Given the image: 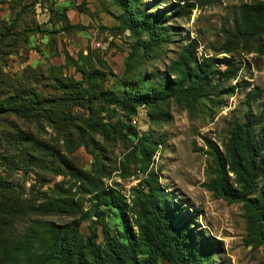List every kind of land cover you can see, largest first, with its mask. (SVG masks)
<instances>
[{
  "label": "rangeland",
  "instance_id": "obj_1",
  "mask_svg": "<svg viewBox=\"0 0 264 264\" xmlns=\"http://www.w3.org/2000/svg\"><path fill=\"white\" fill-rule=\"evenodd\" d=\"M131 1L0 0V99L40 101L25 115L0 119V199L27 208L0 225V264L8 257L1 249L24 250L33 232L50 236L74 221L82 220L84 237L96 230L102 247L104 224L111 234H135L129 208L150 173L176 203L174 224L209 242L206 264H264V247L249 242L243 205L202 186L213 177L204 138L222 150L233 123L264 112V55L256 46L218 51L222 29L252 0L196 3L181 18H168L166 9L195 0ZM136 11L164 12L158 44L143 48L149 34L126 28V20L136 27L144 21ZM191 41L198 63L229 58L214 66L209 95L194 107L124 104L168 74ZM15 125L20 132L10 129ZM103 191L128 207L100 201Z\"/></svg>",
  "mask_w": 264,
  "mask_h": 264
},
{
  "label": "trees",
  "instance_id": "obj_2",
  "mask_svg": "<svg viewBox=\"0 0 264 264\" xmlns=\"http://www.w3.org/2000/svg\"><path fill=\"white\" fill-rule=\"evenodd\" d=\"M217 1L195 0L182 5H171L165 13H168V18H181L187 16L197 6L196 3L208 5ZM136 12L137 15L141 14L144 21L136 27L126 20V28H138L149 34L152 40L142 42L143 48L152 46L153 42L158 44L164 12ZM221 35L222 43L218 49L220 53L232 55L249 51L256 46V52L263 56L264 0H252L241 5L233 26L223 28ZM2 41L1 38L0 43ZM196 52L195 42L191 41L170 64L168 74L147 86L145 92L139 94L137 99L123 97L124 104L129 107L134 100L140 105H156L174 100L187 107H194L214 89L212 78L217 73L214 68L216 63L230 62L226 57L222 61L208 57L198 63ZM230 73L228 76H231ZM39 102L38 99L20 96L0 99V119L7 114L25 115L37 107ZM128 111L134 113L136 108L130 106ZM263 123L264 112L249 116L243 122L233 123L227 130L222 150L210 139L204 138L210 149L213 177L202 186L216 198L243 205L249 242L256 247H264ZM10 129L20 132L18 125ZM0 141L3 142L2 139ZM6 142L10 144L11 140ZM18 143L21 144L17 141L16 144ZM153 153L151 151L149 155ZM234 185H237V188ZM96 198L104 203L110 201L106 203H112L119 209L128 207V204L105 191L98 193ZM172 207H177L173 198L162 189L157 174L150 173L144 180L143 190L134 196L129 208L137 228L135 234L130 231L111 234L110 228L104 224L102 232L105 247H102L98 244L96 230L84 237L80 220L61 227L57 233L50 236H41L40 232L35 231L33 233L36 237H30L32 244H28L26 249L22 250L25 245L20 248L6 247L1 249V253L5 252L8 256L7 264H13L14 261L16 264H157L159 260L167 264H206L204 257L212 251L209 242L205 241L201 232L194 238L185 230H181L183 227L178 228L180 225L174 224ZM26 209L25 205L14 200L6 197L5 200L0 199V225L8 217L13 219L23 216L22 212ZM3 226L0 229H3ZM191 243L192 246L188 250L187 246Z\"/></svg>",
  "mask_w": 264,
  "mask_h": 264
}]
</instances>
